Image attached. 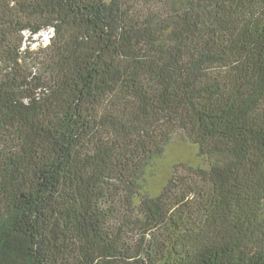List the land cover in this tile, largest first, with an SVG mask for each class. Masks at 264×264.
<instances>
[{
	"label": "trees",
	"instance_id": "16d2710c",
	"mask_svg": "<svg viewBox=\"0 0 264 264\" xmlns=\"http://www.w3.org/2000/svg\"><path fill=\"white\" fill-rule=\"evenodd\" d=\"M0 264H264V0H0Z\"/></svg>",
	"mask_w": 264,
	"mask_h": 264
},
{
	"label": "rangeland",
	"instance_id": "374dc122",
	"mask_svg": "<svg viewBox=\"0 0 264 264\" xmlns=\"http://www.w3.org/2000/svg\"><path fill=\"white\" fill-rule=\"evenodd\" d=\"M51 31H44L37 35H34L29 41L30 49L35 51L39 48L45 47L49 44V38L51 37ZM194 155L191 148H189L181 136H177L173 139L170 145L166 148L164 156L160 163V180L165 181L168 177V167L170 162L176 161H193ZM169 162V163H168ZM165 163H168L167 165Z\"/></svg>",
	"mask_w": 264,
	"mask_h": 264
}]
</instances>
